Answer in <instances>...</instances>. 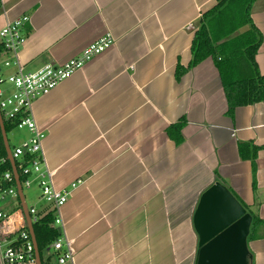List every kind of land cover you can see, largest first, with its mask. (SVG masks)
<instances>
[{
	"label": "crops",
	"instance_id": "0c3cea01",
	"mask_svg": "<svg viewBox=\"0 0 264 264\" xmlns=\"http://www.w3.org/2000/svg\"><path fill=\"white\" fill-rule=\"evenodd\" d=\"M216 1L0 0V28L29 18L18 53L26 72L62 63L103 35L113 38L33 102L53 186L80 183L58 211L36 181L2 205L9 218L0 220V264L19 230L38 251L31 208L39 218L60 217L50 227L72 251L62 264H195L192 215L215 181L264 220V100L229 114L214 61L189 67L199 18ZM250 16L262 36L255 61L264 75V0L254 1ZM16 68L0 63V75ZM179 121L174 139L167 130ZM7 135L10 150L30 137L26 130L11 146ZM256 232L247 241L251 264H264V226ZM51 244L38 251L41 264H59L66 247L55 252Z\"/></svg>",
	"mask_w": 264,
	"mask_h": 264
},
{
	"label": "built area",
	"instance_id": "2783aa9c",
	"mask_svg": "<svg viewBox=\"0 0 264 264\" xmlns=\"http://www.w3.org/2000/svg\"><path fill=\"white\" fill-rule=\"evenodd\" d=\"M29 21L27 16H22L6 22L0 28V44L2 52L8 56L1 60L4 67L16 65V71L5 76L0 75V86L8 83L9 91L0 88V115L4 120L15 122V129H26L30 137L15 146L11 152L15 169L19 175V186L30 187L36 181L40 189V196L45 203L58 211L67 201L71 189L76 188L80 180L70 183V189H57L51 181V171L48 170L42 151L44 133L36 125L32 117L33 102L49 93L57 84L68 78L73 72L81 69L93 57L107 50L113 44L110 34L103 35L88 44L78 54L59 64L47 63L36 71L26 72L18 61V53L26 41L23 27ZM0 55V59L1 56ZM9 161L8 156H0V166ZM3 185H0V220L8 219V215L1 210L2 205L17 197L16 179L11 171L2 175ZM5 184V185H4ZM34 214V222L39 219L34 208L29 209ZM58 215L54 217L53 225L60 224ZM66 247L62 251L63 247ZM52 249L62 251L57 256L59 264L71 259L72 251L69 243L59 237L51 244ZM1 259L3 264H36L35 248L26 229L19 230L18 239L14 244L4 248Z\"/></svg>",
	"mask_w": 264,
	"mask_h": 264
},
{
	"label": "trees",
	"instance_id": "16d2710c",
	"mask_svg": "<svg viewBox=\"0 0 264 264\" xmlns=\"http://www.w3.org/2000/svg\"><path fill=\"white\" fill-rule=\"evenodd\" d=\"M254 1L217 0L215 5L201 14L190 46L192 59L189 67L206 58L214 61L220 75L229 114L235 107L264 100V75L259 73L255 61L262 36L250 16ZM3 51L4 48L0 44V55ZM182 71L185 69L179 67L177 74H181ZM3 124L5 132L15 128V122L11 120L3 119ZM181 126L182 121L171 125L167 130L168 134L178 139ZM245 144L244 146H247L248 143ZM0 156H6L1 133ZM7 170L12 172L8 160L0 166V185H3L2 175ZM221 182L225 184L224 181ZM235 198L251 215L247 241L256 238L258 236L256 229L264 226V220L260 219L243 201L236 196ZM53 221L54 216L48 212L32 225L39 253L42 248L56 239L55 231L50 227Z\"/></svg>",
	"mask_w": 264,
	"mask_h": 264
},
{
	"label": "water",
	"instance_id": "95a60500",
	"mask_svg": "<svg viewBox=\"0 0 264 264\" xmlns=\"http://www.w3.org/2000/svg\"><path fill=\"white\" fill-rule=\"evenodd\" d=\"M0 129L6 154L14 169L18 194L21 195L1 115ZM250 224L251 215L224 184L215 181L201 193L192 215V225L198 238L195 264H251L247 247ZM35 255L36 264H41L36 245Z\"/></svg>",
	"mask_w": 264,
	"mask_h": 264
},
{
	"label": "rangeland",
	"instance_id": "374dc122",
	"mask_svg": "<svg viewBox=\"0 0 264 264\" xmlns=\"http://www.w3.org/2000/svg\"><path fill=\"white\" fill-rule=\"evenodd\" d=\"M1 89H4L5 91H9L10 90V86L8 83H3L1 86H0ZM26 130L22 129V130H12L10 133H8V139H10V145L13 146L16 142H17V139L25 132ZM25 191H28L27 188H24ZM28 193V192H27Z\"/></svg>",
	"mask_w": 264,
	"mask_h": 264
}]
</instances>
